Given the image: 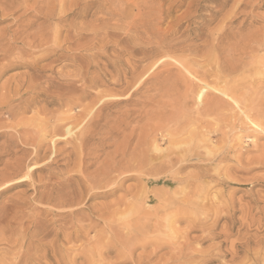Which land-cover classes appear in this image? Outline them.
Listing matches in <instances>:
<instances>
[{"label": "rangeland", "instance_id": "obj_1", "mask_svg": "<svg viewBox=\"0 0 264 264\" xmlns=\"http://www.w3.org/2000/svg\"><path fill=\"white\" fill-rule=\"evenodd\" d=\"M70 1L66 0V4L68 3L67 10L69 5L71 6V3H74V0L69 3ZM77 1L78 0H75V3ZM102 1L103 0H79V3L77 2V6L88 4L87 8L89 7L82 12L84 17H82L80 14L76 15L73 12L75 7L78 9L77 6L71 7L72 11H70V13L68 12L69 10L67 11L68 16L66 17L65 21L61 23L64 28L61 32L62 37L59 38H62V41L63 38L66 37V42L62 43L61 45V41L58 39L59 43L56 42V45L54 46L55 50L57 51H55V53H49L48 56L44 57V59L39 58L40 49L38 48L37 50L39 43L37 38L39 32H41L42 29L46 32L45 34H50L53 32L56 24L53 21H46L48 19L46 12L42 10L38 11L36 6H32L33 1L30 0L27 2L29 4V8L26 5L25 11L19 10L6 16L0 15V64L3 66L2 67L0 65V105H2L0 106V117L2 116L0 118V128L2 127L0 132L5 133L4 137L0 138L1 264H231L232 262V264H264V207L262 206L264 204V130H262L264 129V113L262 115H251L253 118H250L251 116L246 117L245 115L248 113L247 105L241 101V104L233 102V97L235 99L238 98L241 100V97L244 94L247 95L249 92H255L259 97L263 98L264 76L262 75V78L260 74L253 76L247 75L246 79L244 80H240L239 77L229 80L230 83H233V80L236 81L235 84L230 85L243 84L244 89L240 88L233 93H227L226 96L228 97L216 92L218 87L224 85H219L218 83L219 81L222 82L221 78L227 76L228 73L234 70L239 71L247 68V64L255 56H260L262 58L264 57V0H148L150 1V7H154V9L158 8L164 13L161 20H159L158 23H155V26L153 25L154 27L152 26L155 29H151L152 31H156L158 28L157 32L160 30L158 33H160V35L162 34L160 38L161 40L151 39L149 41L146 39L147 37L145 38L142 36V39L141 36H134L135 30L139 29L140 31V27L138 28L139 23H136V27V24L134 23L131 25L132 22L130 20H122L123 23L120 22L117 20L115 13L110 12L108 10L107 4L103 3ZM150 3H152V6ZM40 4L41 5L39 6H43L41 1ZM101 4L106 5L104 6ZM130 4L131 3L128 5ZM100 5L102 7H100ZM118 21L120 23H118ZM127 25H129L130 28ZM133 26L135 27L133 28ZM119 27L121 29H119ZM37 30L40 31L38 32ZM44 31L42 32L44 33ZM94 31L97 33V35H95L96 33H93ZM109 32L114 33L109 35ZM78 33H83V39H80ZM103 35H105L104 39L107 37L108 39L111 38V41H107L109 43L111 42L108 44V46H106V42L102 41ZM125 36L130 39V43L128 41V44L125 43V45L122 43L120 46H118V43L117 45L115 44L116 40L120 39V37L124 38ZM93 37H95L94 41ZM96 39H99L100 41ZM113 39L114 41L112 42ZM157 43H160V45L163 47L161 48V53L157 54V52L155 53L154 51H149L152 48L154 49ZM133 46L136 47L133 49ZM260 46L262 47L259 50ZM20 48L23 50L22 53ZM139 50L142 54L139 52ZM145 50L146 52L148 50V52L145 53ZM17 52L21 55L22 59L20 56H18ZM24 53L26 57L22 56ZM32 53L33 55L39 54L37 57L38 59L36 56L33 59ZM6 55H9L10 58ZM29 55H31V57ZM15 57H17L18 60ZM12 58H15L17 61L20 59V61L16 62V60H13ZM141 58L143 60H141ZM35 59L38 62L36 61L37 65L35 62V69L33 67L32 70L28 68V66L29 63H33ZM24 61L25 64H22ZM16 63L18 64L16 65ZM135 63H138L139 65L136 64V66ZM6 64L9 65L5 67ZM10 64L12 65L11 67ZM106 65L109 66L106 67ZM180 67L183 69L182 71ZM164 70L171 71L172 75H170V78L168 77L169 75L167 76V72H164ZM217 70L221 72L218 73ZM262 70L263 69H261V71ZM159 71L161 72L157 73ZM123 72L128 73L124 74ZM179 73H181V75H179ZM203 73H206L207 76L206 81L204 82L206 84H203V87H206V89L203 88L201 90V92L206 93L205 98L222 97L221 99L226 102L227 108L225 107V109L221 111L213 110L211 114L206 117L199 115L197 116V111L200 110L201 107L199 105L196 106L194 100L190 98L187 99L184 104H182L183 111L180 115L177 114L179 117L173 116V113L177 108V100L179 96L175 95L173 92L166 93L164 91L158 90V84L160 82L163 85L167 82L171 84V81H175V85L177 84V86L182 89L184 82L188 80L186 79L187 77H189V79L191 78L190 80L192 82H198V74ZM215 73H218L217 76L220 77V79H216V77L212 76L215 75ZM121 74H124L125 76ZM185 74L189 75L186 77ZM75 76H78L79 78L81 77L80 80L85 77V79L82 80L83 83L77 79L78 77L76 78ZM30 77L31 79L34 77L33 80H30ZM116 77L121 78L119 79ZM151 77H154L155 79ZM250 78H252V81H250ZM116 80L118 83H116ZM253 80H255L257 83L256 85H254L255 82ZM9 81L13 83L11 84ZM16 81L18 83H16ZM64 81L65 83H63ZM88 81L96 82V85H94L92 88H88L90 86ZM5 82L6 84H4ZM40 83L41 86L36 87V85H40ZM30 84L35 85L31 90H28L27 87ZM42 84H45V88L42 87ZM2 85L3 88L5 86L4 90H2ZM66 85H69V87ZM80 85L85 86V88L91 92L90 96L84 97V100L80 102L81 104L77 101V98L81 99L83 97L80 91H77L78 88L81 87ZM155 85H158V87L156 86V88ZM48 86L50 88H48ZM251 89H253V91ZM6 90H8L6 92L8 93L7 95L5 93ZM11 90H14V92H11ZM69 90L72 92L67 93ZM13 93L14 95L12 96ZM1 95L2 98L5 97V102H2L3 99L1 98ZM58 96H60V98ZM46 97H49L48 100ZM51 97L52 100H50ZM56 97H58L60 100L64 97L62 101H64L66 98L69 99L68 102L71 101L69 104L72 109H70V106H63L65 109L59 107L57 105V100L59 99ZM97 97L105 98L102 101H99V98ZM114 97L117 98L115 99ZM229 98L231 99L232 103L229 102ZM70 99H73L74 101ZM27 101H29L30 104L32 103V107ZM257 101L258 100L255 101V106L257 105ZM33 102L35 104L37 102V104L35 105ZM72 102L76 104H71ZM42 106H44V111H42ZM35 107L37 111L39 110L38 113H36ZM12 108L13 111L11 112ZM24 108L29 110H27V112H23V114L22 111L25 110ZM84 108L88 110L86 111ZM160 108L163 109L161 110ZM17 109H20L21 113L19 112L17 114L19 111ZM243 109H246L244 113L242 112ZM1 110L4 113L1 112ZM66 110H68V112ZM91 110L92 113H94L93 120H98L92 129L89 126L84 129L91 134H87V138L84 139L85 141H83L84 144L82 143L79 146L77 145L76 147H73V145L76 144L72 142V139H70L71 134L64 135L63 133V135H60L62 134L60 133L58 134V137L52 138L54 125L52 126L49 121H52L57 115H60L58 119H62L65 115L67 117V115L69 116L70 114V117L72 116L74 119L69 117L71 120L69 118L68 120L70 122L73 120L71 125H74L79 121V119H82L81 116L84 112H89ZM9 112L14 113V116H8L7 114ZM53 115L56 116L54 117ZM75 115L79 118L77 119L78 121L76 120L77 117H74ZM17 116L18 119H16ZM51 116H53V118ZM66 117L64 120L62 119V124L65 122L68 123ZM12 118H14L13 121ZM29 119H31V122ZM39 119L43 121L41 122ZM45 119L47 120L45 121ZM34 120H37L35 121L36 123L39 121L40 123L36 124ZM75 120L76 122L74 123ZM14 121L18 122L15 123ZM45 122L49 123L51 126L47 125ZM246 122L247 124H245ZM41 123L45 124L42 125ZM251 124H254L255 126ZM7 125H10L11 128L10 126L6 127ZM39 126L43 129L40 128V130L38 128ZM259 126L262 129L258 128ZM16 127L19 128L17 129ZM32 129H34V133ZM17 130L21 131L23 134ZM45 130H48L47 132L49 134ZM56 130L57 129H55V131ZM41 131L44 133L42 134ZM91 131L94 132L93 135ZM29 132L33 133V135ZM27 134L29 137L32 135L30 137L31 139H28ZM178 134H180V136L183 138L179 137ZM37 135H40V139L37 137ZM192 135L195 137V141L194 138H192V140L190 139ZM201 135L203 136V140L198 139L197 141L196 137L200 138ZM184 136L186 138L185 140H182L184 139ZM41 137L44 138L45 141ZM177 137L179 140L176 139ZM27 139L29 140V142L27 141L29 144L25 143ZM172 139L173 141H170ZM174 139L175 141H178V143H176ZM31 140H36L35 142L39 143L38 146L40 149L38 148L37 151H40L38 154L36 150L32 148L30 142ZM51 140L54 141L55 144L54 142L52 143ZM199 140L201 142H199ZM206 140L207 142L209 141L207 144L211 143L209 146L204 144L206 143ZM43 141L45 144L41 143ZM188 141L190 142V145L187 146ZM172 142H175L176 146L174 145L175 143L170 145ZM71 145L73 149L71 148ZM83 146L84 148H82ZM170 146H172V148ZM205 146L207 148L209 147L211 150H209V148L207 149ZM75 148L78 151H76ZM191 148H193V151L192 153H190V151L188 154V156L191 158L189 159V157H187L189 161L191 160L190 162L188 161L191 166L189 168H185V170H182L183 172L178 171V153L185 151V149L191 150ZM212 149L218 153H215ZM194 150H196L195 153L199 154V151L200 153H203L200 156L202 160L200 158H197V160L196 157L194 158L191 156ZM8 151L11 153L9 154ZM145 151H149L151 159L150 165L141 163L139 160H137V158L144 155L143 153ZM210 151H213L214 155L218 154L214 160H211L214 156L209 155L212 153ZM204 152L207 153V155ZM165 155H169L170 158L165 159V161L169 163V168L166 170H161L158 175H151V168L159 166L161 161H164L163 157ZM237 155L240 158H238ZM36 156V164L38 166L35 164L34 168L36 166L37 167L34 169L35 171L33 170L32 175H29V178L25 179L21 178V176L20 178L14 180L8 178V174H12V171H15L13 170L14 167H17L15 162H19L18 164L20 165L18 166L24 167V170H26V167L24 166L27 164L26 159L29 161ZM218 156L220 158H217ZM39 157L42 158V160L39 159ZM202 157L207 158L205 160ZM235 158L236 160H234ZM121 166L123 170L120 169ZM31 167L33 166L31 165ZM112 167H117L121 172L119 173V176H115L116 178L119 177L117 183L113 186H108L110 188L107 190L108 194L105 196L102 195V193L106 192V187H102L103 189L98 187L100 190L98 188V191L94 189L96 190V196L92 198L89 195L87 197V193H84L87 192L85 191L87 187L85 185L90 182V184H88L94 186V182L97 183L99 180L102 181L103 178H105L107 171H109ZM218 169L220 171H218ZM73 170L80 172H73ZM200 170H204L207 177L204 175L203 179H201V182L203 183L196 182L190 186L193 187L196 185L195 189L194 187L192 189L197 190L198 187L199 192H203V194H201L203 196L208 195L209 193L210 196H206L207 199L209 198V200L207 202V200H204L206 197L204 198L201 196L199 201H197L198 204L202 203L205 205V210L200 212L201 215H198V213H196L195 216L185 215L187 212L190 213L191 210L187 209L188 204L185 200H188V198L186 195V198L184 197L185 202L182 200V197L184 196L182 194H177L178 196H175V199L177 197L175 200V202L177 201L176 203L173 204L169 201L173 200L172 197H174V194L177 193L175 190H180L182 187V183H179L173 178L176 174L177 180L180 178L184 179L187 178L188 175H192L196 172H199ZM73 174H75V176ZM225 176H229V178ZM86 177L88 179H93L92 181H86ZM124 177L127 179L122 180ZM68 178L71 179V181ZM83 178L86 179L84 180ZM158 178L159 180H157ZM226 178H228V180ZM230 178L235 180L232 181ZM61 180L62 182H59ZM66 180L69 182L67 183L68 186L64 183ZM238 180L240 182H236ZM58 182L59 184H57ZM55 183L56 185H53ZM63 184L66 186H62ZM75 185L78 186V188ZM102 185L104 184H101V186ZM201 185H204V187L206 186V190L204 187L201 188ZM52 186L53 188H63V194H65L66 190L69 188V191H72L70 193L67 192L66 195L70 196L71 194L79 196L80 198H78V201L80 200L81 203L78 202V205H74V207H72L73 209L71 208L72 210L70 207L69 209L65 208L62 210H56L54 208V210L45 199H43L44 201L40 200V197L38 199L40 194L43 195V197H47L49 190L52 189ZM177 186L180 187L178 188ZM190 186L189 188L191 189ZM77 190H80V195L83 196L82 198L80 195H78L77 192L79 191ZM94 190H92L90 193L94 194ZM110 190L114 193L110 194ZM157 190L160 191V195L164 194L163 197L162 195L161 197L167 201L164 203L165 205L167 204L166 208L163 207L165 211L163 208L159 211L160 214L156 216L157 218L155 217V219L151 221L152 226L148 227V229H145L142 226V230L151 229L150 231H154L141 233V227L139 228V226L142 225V221L138 222V226L133 222L134 217L136 216L134 211H138L137 208L139 207L140 212L147 211L148 213L154 214L155 209L157 206H159V202L157 198L151 197L150 200L146 199L145 201H147V204L143 205L139 202L135 203L134 199L137 196H148V193H150L149 196H151V192L154 193V191ZM232 191H234V193L231 194H234V196L230 195L229 193ZM165 195L167 197H165ZM220 198L224 201H220ZM229 198H231L230 201H233L234 204L229 201ZM203 200L206 203L202 202ZM178 202L181 204H178ZM176 204L179 206L183 205L181 209L182 212L178 210L179 208L177 209L175 206ZM226 205L228 206L229 214L226 211ZM128 206L130 208H128ZM171 206L174 208H170ZM231 206H234V208ZM134 207H136L137 210L134 209ZM209 207H215L212 209L210 208V210H213L211 213L209 211ZM74 208H76L75 210L78 212L75 211V214H70ZM219 208L220 210H218ZM166 209L168 211H166ZM222 209H225L226 213L223 212ZM45 210L48 212L46 213ZM183 211H185V213ZM248 211H250V214ZM177 212L178 215L175 218L174 215ZM213 212H215L214 214L216 215H214ZM221 212L222 215L224 213L225 215L222 216L220 214ZM217 215L218 217L221 216L220 218L223 219L221 220L219 218V221V219H217ZM163 216L167 218L164 220ZM197 216L199 218V222L195 221ZM215 216L216 218H214ZM69 217L71 219H69ZM170 219L172 222L169 221ZM214 219L217 223L214 221ZM154 220L157 223H155ZM231 221H235L234 224L233 222L231 223ZM163 222H167V224L163 225ZM223 223H225V225H223ZM133 224H135V230H133ZM171 224L174 229L172 231H170L172 229ZM200 224L203 226L202 228L201 226H198ZM216 224H218V227L215 228L214 226H216ZM228 224H231L233 228L230 225L229 226L231 228H228ZM211 225L213 227H211ZM152 227L155 228L153 229ZM192 227H195L194 231ZM190 228L192 229L190 230ZM189 231H191V233ZM131 233L132 235L130 236ZM57 234H59V236ZM62 234H66L65 237L64 235L62 236ZM67 234L70 236L66 237ZM75 234H78L77 240L75 237H73ZM225 236H227V238ZM65 238H70V242H66ZM173 240L175 241L173 242ZM62 241L64 244L61 246V243H63ZM55 242H57V245ZM107 244L111 247V250L108 249L109 252L108 250H104L106 248H110ZM129 245H135V248H132L133 251L131 253H128ZM229 246L230 249H228ZM231 246H234L235 248L236 246L239 247L236 249L237 255L233 261L231 259L232 255H229L228 253L230 252L226 250L228 249L232 253ZM49 247H51V249ZM96 247L99 249V251ZM102 247L106 248L101 249ZM126 249L127 251H125ZM92 250L95 253L92 252ZM115 250H117V252ZM53 252L57 253L56 256H53ZM224 252H226V254H224ZM62 253H64V255H62L63 257H61ZM217 253L220 257L217 255ZM99 254L101 256H98ZM215 254L217 256H215ZM49 256H52V258L54 257L53 259L56 258L58 261H53ZM212 256H215V259Z\"/></svg>", "mask_w": 264, "mask_h": 264}, {"label": "bare ground", "instance_id": "obj_2", "mask_svg": "<svg viewBox=\"0 0 264 264\" xmlns=\"http://www.w3.org/2000/svg\"><path fill=\"white\" fill-rule=\"evenodd\" d=\"M28 1H30V0H0V15H2V16H6V15H9V14H12V13H14V12H16V11H19V10H26V5L28 6L29 4L27 3ZM33 1V7L34 6H36V8H38V11H45L46 12V14L48 15V19L46 20V21H53V22H55L54 24H55V28L53 29V32L52 33H50V34H45L46 32L44 31V30H42L41 29V32H39L38 30V32H39V35H38V40H39V43H38V47H37V50H38V48L40 49V55H39V58L40 59H44V57L45 56H48V54L49 53H55V51H57V50H55V48H54V46L56 45V42L57 43H59L58 41L60 40L61 41V39L59 38V37H62V35H61V32H62V29L64 28L62 25H61V23L63 22V21H65V19H66V17L68 16V14H67V11L70 13V11H72L71 10V7H74V6H77V2L79 1H77L76 3H75V0H74V3H71V1L69 2V3H71V6L69 5V8H68V10H67V4H66V0H32ZM40 1H41V3L43 4V6H39V5H41L40 4ZM68 1V0H67ZM90 1V0H89ZM100 1V0H99ZM103 3H106L107 4V6H108V10L110 11V12H114L115 13V16L117 17V20H119L120 22H122V20L123 21H128V20H130L132 23H131V25H133V23L134 24H136V23H139L138 25V28L140 27V31H139V29H137L138 30V32H137V30H135V32H134V36L135 37H139V36H141V38H142V36H144L148 41L149 40H158V39H160L161 38V35H160V33H158L157 32V30H158V28L156 29V31H152V30H154L155 28H153L155 25V23H158L159 22V20H161V18H162V16H163V12L162 11H160L158 8H155L154 9V7L152 8V7H150V5H149V2L150 1H148V0H103L102 1ZM131 3L130 5H128L129 3ZM27 3V4H26ZM29 3H31V2H29ZM79 3V2H78ZM80 3H82V2H80ZM76 4V5H75ZM105 4V5H106ZM151 4V6H152V3H150ZM88 5V4H87ZM87 5H78L77 6V8L78 9H76V7H75V10L73 11L76 15L77 14H80V15H82L83 13V11H85V9L87 8ZM101 5H104V4H101ZM100 5V7H102ZM104 5V6H105ZM31 6V7H32ZM30 7V8H31ZM28 8H29V6H28ZM89 8V7H88ZM87 8V9H88ZM91 10V9H90ZM107 10V11H108ZM106 12V11H105ZM96 13V12H95ZM168 13V12H167ZM84 14H85V12H84ZM110 15H111V13H110ZM110 15H109V17H110ZM79 17V16H78ZM82 17H84L83 15H82ZM113 17V16H112ZM99 19V18H98ZM104 19V18H103ZM112 19V18H111ZM100 21H102V20H100ZM118 21V23H120ZM52 22V23H53ZM107 22H108V20H107ZM89 23H90V21H89ZM123 23V22H122ZM97 24V23H96ZM114 24V23H113ZM126 24V23H125ZM130 24V23H129ZM28 25V24H27ZM81 25V24H80ZM83 25V24H82ZM87 25V24H86ZM85 25V26H86ZM90 25V24H89ZM115 25H116V23H115ZM118 25V24H117ZM124 25V24H123ZM154 25V26H153ZM107 26V25H106ZM120 26V25H119ZM126 26V25H125ZM128 27H129V25H127ZM153 26V27H152ZM135 26H133V28H134ZM136 27H137V24H136ZM83 28V27H82ZM96 28V27H95ZM108 28V27H107ZM125 28V27H124ZM130 28V27H129ZM153 28V29H152ZM86 29V28H85ZM112 29V28H111ZM114 29H115V26H114ZM117 29V28H116ZM119 29H121L120 27H119ZM123 29V28H122ZM136 29V28H135ZM152 29V30H151ZM101 30V29H100ZM108 30H110V29H108ZM124 30V29H123ZM42 31H44V33L42 32ZM103 31V30H102ZM116 31H118V30H116ZM129 31H130V29H129ZM35 32V31H34ZM49 32H51V31H49ZM106 32V31H105ZM120 32H121V30H120ZM128 32V31H127ZM133 32V31H132ZM87 33V32H86ZM94 34L96 33L95 31L93 32ZM107 33V32H106ZM114 33V32H113ZM113 33H110L109 32V35H112ZM124 33V32H123ZM122 33V34H123ZM83 34V33H82ZM82 34H80V33H78V35L80 36V39L83 37V35ZM93 34V35H94ZM104 34V33H103ZM125 34V33H124ZM133 34V33H132ZM61 35V36H60ZM92 35V34H91ZM95 35H97V33L95 34ZM107 36H109L108 34H106ZM121 35V34H120ZM128 35V34H127ZM166 35V34H165ZM99 36V35H98ZM122 36V35H121ZM76 37V36H75ZM101 37V36H100ZM104 37H105V35H103V38H102V41H104V42H106L107 43V45L106 46H108V44H110L109 42H107V41H111L110 39L111 38H109L108 39V37L107 38H105L104 39ZM113 37V36H112ZM131 37V36H130ZM129 37V38H130ZM91 38V37H90ZM94 39H93V41L95 40V37H93ZM140 38V39H141ZM163 38V37H162ZM35 39V38H34ZM36 39V40H37ZM59 39V40H58ZM83 39V38H82ZM100 39V38H99ZM99 39H96V40H98V41H100ZM115 39H116V37H115ZM143 39V38H142ZM141 39V40H142ZM92 40V39H91ZM130 39H128V37L127 36H125L124 38H121L120 37V39H118V40H116V45H117V43L119 44L118 46H120V44H122V43H127L128 44V41H129ZM161 40V39H160ZM35 41V40H34ZM92 41V42H93ZM97 41V42H98ZM114 41V39L112 40V42ZM136 41V40H135ZM138 41V40H137ZM145 41V40H144ZM35 42H37V41H35ZM66 42V37L65 38H63V40L60 42V44L62 45V43H65ZM131 41H129V43H130ZM34 43V42H33ZM71 43V42H70ZM99 43V42H98ZM155 43V42H154ZM93 44H94V42H93ZM101 44H102V42H101ZM104 44V43H103ZM151 44V43H150ZM214 44H215V42H214ZM126 45V44H125ZM135 45V44H134ZM168 45V44H167ZM92 46H94V45H92ZM95 47V46H94ZM103 47V46H102ZM134 47H136V46H133V49H134ZM261 47L262 46H260L259 47V50L261 49ZM25 48V47H24ZM23 48V49H24ZM125 48V47H124ZM161 48H163L161 45H160V43H157L156 44V47L153 49H151V50H149V51H151V52H157V54H159V53H161V51H162V49ZM21 49V48H20ZM34 49V48H33ZM36 49V48H35ZM145 49V48H144ZM150 49V48H149ZM159 49H161V50H159ZM18 50V49H17ZM32 50V49H31ZM31 50H29V51H31ZM36 50V51H37ZM98 50V49H97ZM253 50V49H252ZM21 51V53H22V49L20 50ZM19 51V52H20ZM26 51V50H25ZM143 51V50H142ZM34 52V51H33ZM133 52V51H132ZM135 52V51H134ZM139 52L141 53V51L139 50ZM144 52V51H143ZM147 52H148V50H147ZM146 52V50H145V53H147ZM213 52V51H212ZM18 53V52H17ZM98 53V52H97ZM144 53V54H145ZM47 54V55H46ZM129 54V53H128ZM142 54V53H141ZM38 55H33V53H32V56H33V59L35 58V56H36V58L38 57ZM130 55V54H129ZM147 55V54H146ZM6 56H8L9 58H10V56L9 55H6ZM18 56H20L21 57V55L18 53ZM22 56H25V53L24 54H22ZM30 57H31V55H29ZM53 56V55H52ZM76 56V55H75ZM74 56V57H75ZM88 56V55H87ZM143 56H145V55H143ZM14 57V56H13ZM26 57V56H25ZM24 57V58H25ZM29 57V58H30ZM105 57V56H104ZM17 60H18V58L17 57H15ZM15 58H12L13 60H16ZM23 58V59H24ZM90 58V57H89ZM146 58V57H145ZM264 58V57H263ZM262 57H254L252 60H250V62L247 64V68H245V69H242V70H239V71H236V70H234V71H232V72H230V73H228V75L227 76H225V77H223V78H221V81L222 82H218L219 83V85H221V84H224L223 86H220V87H218V89H217V91L216 92H218V93H220V94H222L223 96H226L227 95V93H233V92H235V91H237L238 89H240V88H242V89H244V85L243 84H236V85H230V84H235V80H233V83H230L229 82V80H232V79H234V78H237V77H239L240 78V80H244V79H246V76L247 75H250V76H253V75H256V74H260L261 76L263 75L264 76V59H263ZM4 59H6V58H4ZM21 59H22V57H21ZM31 59V58H30ZM38 59V58H37ZM16 60V62H19L20 61V59H19V61H17ZM25 60H26V58H25ZM129 60V59H128ZM141 60H143L142 58H141ZM140 60V61H141ZM11 61V60H10ZM34 61V60H33ZM37 60L35 59V61L33 62V63H29V66H28V68H30V69H32L33 67H34V65H35V62H36ZM91 61V60H90ZM114 61V60H113ZM38 62V61H37ZM37 62H36V65H37ZM127 62V61H126ZM138 62V61H137ZM108 63H110V62H108ZM15 64V63H14ZM18 63H16V65H17ZM22 64H25V61H24V63H22ZM133 64V63H132ZM131 64V65H132ZM136 64H138V63H135V65ZM173 64V63H172ZM1 66H2V64H0ZM9 65V64H8ZM7 64H6V66L5 67H7L8 66ZM20 65V64H19ZM139 65V64H138ZM12 65L10 64V67H11ZM93 66H95V65H93ZM109 65H106V67H108ZM134 66V65H133ZM137 66V65H136ZM169 66H171V65H169ZM3 67V66H2ZM15 67V66H14ZM132 67V66H131ZM1 68V67H0ZM9 68V67H8ZM20 68V67H19ZM37 68V67H36ZM181 68V67H180ZM34 69H35V67H34ZM62 69V68H61ZM60 69V70H61ZM133 69V68H132ZM168 69V68H167ZM171 69V68H170ZM173 69V68H172ZM186 69V68H185ZM261 69H263L262 71H261ZM3 70H4V68H3ZM2 70V71H3ZM5 70H6V68H5ZM33 70V69H32ZM125 70V69H124ZM169 70V69H168ZM165 71L164 70V72H167L166 74H167V76L170 78V75H172V73H171V71ZM183 69L181 68V71H182ZM1 71V70H0ZM62 71V70H61ZM128 71V70H127ZM210 71V70H209ZM100 72V71H99ZM161 71H159V72H157V73H160ZM185 73H187L186 71H184ZM217 72L219 73V72H221V71H219V70H217ZM1 73V72H0ZM124 73V72H123ZM128 73V72H127ZM126 72L124 73V74H127ZM153 73V72H152ZM156 73V72H155ZM157 73H156V75H157ZM218 73H215V75H212V76H214V77H216V79H220V77H218L217 76V74ZM119 74V73H118ZM124 74H121V75H124ZM121 75H119V76H121ZM179 75H181V73H179ZM186 75V77L189 75V74H185ZM199 75V77H197L198 78V82L197 81H195V82H192L190 79H189V77H187L186 79H188L187 81H185L184 82V86L182 87V89L180 88V87H178L177 86V84L175 85V81H171V84H169L168 82L166 83V84H161V82L158 84L159 85V87H158V85H155V87L157 86L158 87V90H160V91H164V92H166V93H170V92H173L175 95H177V96H179L178 97V100H177V108L175 109L176 111L173 113V116H178L177 114H181L182 113V111H183V106H182V104H184L185 103V101L187 100V99H193L194 100V103H196L195 105L196 106H200L201 107V109L200 110H198L197 111V116L199 115V116H208V115H210L211 114V112L213 111V110H218V111H221V110H223V109H225V107L227 106V104H226V102H224L223 101V99H221L220 97L218 98V97H215V98H210V97H207V98H205L206 96H205V94L206 93H203V92H201V90L203 89V88H205L206 89V87H203V84H206V83H204L205 81H206V78H207V76H206V73H203V74H198ZM125 76V75H124ZM178 76V75H177ZM263 76H262V78H263ZM19 77V76H18ZM34 77H37V76H34ZM33 77V78H34ZM76 77V76H75ZM74 77V78H75ZM78 77V76H77ZM76 77V78H77ZM113 77V76H112ZM167 77V79L169 80V78ZM182 77V76H181ZM12 78H14V77H12ZM22 78H24V77H22ZM33 78L31 79V77L29 78L30 80H33ZM81 78V77H80ZM80 78L78 77L77 79H79V81H82L83 79H85V77L83 78V79H81L80 80ZM116 78H119V77H116ZM121 78V77H120ZM119 78V79H120ZM123 78V77H122ZM151 78H154V77H151ZM160 78H162V77H160ZM253 78V77H252ZM252 78H250V81H252L251 79ZM256 78V77H255ZM19 79H20V77H19ZM41 79V78H40ZM155 79V78H154ZM157 79V78H156ZM180 79V78H179ZM247 79H248V77H247ZM11 80V79H10ZM35 80H36V78H35ZM52 80V79H51ZM51 80H50V82H51ZM118 80V79H117ZM117 80H116V83H118L117 82ZM158 80V79H157ZM249 80V79H248ZM260 80V79H259ZM264 80V79H263ZM12 81V80H11ZM20 81V80H19ZM28 81V80H27ZM43 81H46V80H43ZM43 81H40V82H43ZM48 81V80H47ZM65 81H66V78H65ZM65 81L63 82V83H65ZM94 81V80H93ZM120 81V80H119ZM126 81H127V79H126ZM125 81V82H126ZM214 81V80H213ZM254 82H255V80H253ZM7 82V81H6ZM6 82L4 83V84H6ZM10 82V81H9ZM8 82V83H9ZM29 82V81H28ZM36 82H38V81H36ZM49 82V81H48ZM47 82V83H48ZM70 82H71V80H70ZM85 82V81H84ZM87 82V81H86ZM89 82V81H88ZM99 82V81H98ZM124 82V83H125ZM128 82V81H127ZM201 82V83H200ZM239 82V81H238ZM11 83V82H10ZM13 83V82H12ZM11 83V84H12ZM16 83H18L17 81H16ZM30 83V82H29ZM44 83H46V82H44ZM54 83V82H53ZM53 83H52V85H53ZM61 83V82H60ZM69 83V82H68ZM72 83V82H71ZM74 83V82H73ZM82 83H83V81H82ZM180 83V82H179ZM247 83H248V81H247ZM23 84V83H22ZM89 84H90V86L88 87V88H92V87H94V85H96V82H89ZM103 84V83H102ZM257 83L255 82V84L254 85H256ZM10 85V84H9ZM15 85H17V84H15ZM35 84H30V85H28V87H27V89L28 90H31L32 88H33V86H34ZM43 85V84H42ZM45 85V84H44ZM44 85L42 86L43 88H45L44 87ZM51 85V84H50ZM49 85V86H50ZM84 85V84H83ZM82 85V86H83ZM126 85V84H125ZM18 86H19V84H18ZM27 86V85H26ZM37 86H41V83H40V85H36V87ZM48 86V88H50ZM66 86H68L69 87V85H66ZM81 86V85H80ZM80 87V88H78V90L77 91H80V93H81V95H83V97L80 99V98H77L78 100V102L80 103V102H82V100H84V97L85 96H90V93L91 92H89L88 90H87V88H85V86H83V87ZM101 86V85H100ZM252 86V85H251ZM15 87V86H14ZM23 87V86H22ZM41 87V88H42ZM47 87V86H46ZM67 87V88H68ZM156 87V88H157ZM253 87V86H252ZM251 87V88H252ZM257 87V86H256ZM262 87V86H261ZM264 87V86H263ZM2 88H3V85H2ZM4 88H5V86H4ZM4 88L2 89V90H4ZM10 88V87H9ZM156 88H155V90H156ZM20 89H22V88H20ZM20 89H18V90H20ZM36 89V88H35ZM39 89H40V87H39ZM70 89V88H69ZM207 89H208V87H207ZM47 90V89H46ZM252 91H253V89H251ZM8 90H6L5 91V93L7 92ZM75 91V90H74ZM11 92H14V90H11ZM70 93V92H72V91H67V93ZM158 92V91H157ZM164 92H162V93H164ZM21 93V92H20ZM66 93V94H67ZM8 93H6V95H7ZM18 94H19V91H18ZM220 94H219V96H220ZM5 95V96H6ZM11 95V94H10ZM14 95V93L12 94V96ZM62 95V94H61ZM64 95V94H63ZM123 95V94H122ZM161 95V94H160ZM4 96V95H3ZM11 96V97H12ZM210 96V95H209ZM18 97V96H17ZM59 98H60V96H58ZM58 97H56L57 99H59ZM64 97H65V95H64ZM64 97L60 100H57V105L59 106V107H61V108H64L63 106H65V107H67V106H70V104H69V102H71V101H69L68 102V100L69 99H65L64 101H62L63 99H64ZM107 97V96H106ZM120 97H121V95H120ZM123 97V96H122ZM226 97H228V96H226ZM231 97V96H230ZM1 98H2V95H1ZM7 98V97H6ZM20 98V97H19ZM47 98V97H46ZM49 98V97H48ZM48 98H47V100H48ZM54 98V97H53ZM96 98V97H95ZM97 98H99V97H97ZM105 97H101V98H99V101L101 100H103ZM115 99L117 98V97H114ZM242 99L240 100V99H235L234 97H233V102H236V103H240V101L242 102V103H245V105H247V109H248V113H246V117H250L251 115H254V114H257V115H262L263 113H264V96H263V98H261V97H259L255 92H249L247 95H243L242 97H241ZM3 99V101L2 102H5L6 100H4L5 99V97L4 98H2ZM8 99V98H7ZM14 99H15V96H14ZM33 99H35V98H33ZM55 99V98H54ZM230 99V98H229ZM19 100V99H18ZM50 100H52V97H51V99ZM70 100H73V99H70ZM98 100V99H97ZM96 100V101H97ZM256 100H258L259 101V103H258V101L256 102L257 103V105L255 106V101ZM33 101V100H32ZM31 101V102H32ZM36 101V100H35ZM34 101V102H35ZM74 101V100H73ZM115 101V100H114ZM118 101V100H117ZM10 102V101H9ZM28 103H29V101H27ZM26 102V103H27ZM33 102V103H34ZM55 102V101H54ZM116 102V101H115ZM119 102V101H118ZM162 102V101H161ZM164 102V101H163ZM230 103H232L231 102V99H230V101H229ZM23 103V102H22ZM25 103V102H24ZM96 103V102H95ZM121 103H122V101H121ZM236 103H235V105H236ZM0 104H1V102H0ZM30 104V103H29ZM32 104V103H31ZM31 104H30V106H31ZM35 104V103H34ZM33 104V105H34ZM36 104H37V102H36ZM35 104V105H36ZM50 104V103H49ZM71 104H76V103H71ZM81 104V103H80ZM92 104H93V101H92ZM110 104V103H109ZM241 104V103H240ZM239 104V105H240ZM10 105V104H9ZM20 105V104H19ZM47 105V104H46ZM113 105V104H112ZM111 105V106H112ZM115 105V104H114ZM118 105V104H117ZM242 105H244V104H242ZM241 105V106H242ZM0 106H2V105H0ZM7 106V105H6ZM25 106V105H24ZM27 106V105H26ZM30 106H29V108H30ZM73 106V105H72ZM78 106V105H77ZM91 106V105H90ZM110 106V105H109ZM8 107V106H7ZM18 107V106H17ZM16 107V108H17ZM22 107V106H21ZM32 107V106H31ZM39 107H40V105H39ZM43 107L44 106H42V111H44L43 110ZM199 107V108H200ZM238 107V106H237ZM27 108H28V106H27ZM34 108V107H33ZM38 108V107H37ZM69 108V107H68ZM88 108V107H87ZM114 108V107H113ZM227 108V107H226ZM11 109V108H10ZM25 109V108H24ZM65 109V108H64ZM70 109H72V107L70 106ZM108 109H109V107H108ZM161 109V108H160ZM163 109V108H162ZM161 109V110H162ZM2 110H3V108H2ZM1 110V112H3ZM17 110H19L18 112H17V114L21 111L20 109H17ZM27 110H29V109H27ZM27 110L25 109L24 111H22V113L23 112H27ZM34 110V109H33ZM74 110V109H73ZM84 110H86V108H84ZM83 110V111H84ZM88 110V109H87ZM86 110V111H87ZM13 111V108H12V110H11V112ZM35 111H36V113H38V111H37V109H36V107H35ZM67 112H68V110H66ZM109 111V110H108ZM246 111V109H243L242 110V112L244 113ZM15 112V113H16ZM70 112H72V111H70ZM69 112V113H70ZM152 112V111H151ZM161 112H163V111H161ZM4 113V112H3ZM21 113V112H20ZM42 113V112H41ZM153 113H154V111H153ZM241 113V112H240ZM243 113H242V115H243ZM16 114V115H17ZM24 114V113H23ZM68 114V113H67ZM93 114L94 113H92V110L91 111H89V112H84L83 114H82V116H81V118L82 119H79L76 115L74 116L75 118H76V120L77 119H79V121L78 122H76V120L74 121V125H71V122L73 121H69L68 120V118L70 117V114H69V116L67 115V117H66V115L64 116V118H62L63 120L65 119V117H66V119L68 120L67 122L69 123H64V124H62L63 123V120L62 119H58L59 117H60V115L57 117L56 115H53L54 117L56 116V118H54L52 121H49V123L50 124H52V126H53V136H52V138H56V137H58V134H60V133H62V134H60V135H63V133H64V135L65 134H71L70 135V139H72L73 141L72 142H74L76 145H73V147L75 146H79V145H81L82 143H83V141H85L84 139H86L87 138V134H90V132H87V131H85L84 129H86V127H91V129H92V127H94V125H96V122H97V120L95 121V120H93V118H94V116H93ZM155 114V113H154ZM161 114V113H160ZM6 115V114H5ZM8 116H11V117H13L14 116V113H8L7 114ZM81 115V114H80ZM79 115V116H80ZM127 115V114H126ZM159 115V114H158ZM162 115V114H161ZM164 115V114H163ZM184 115V114H183ZM241 115V114H240ZM41 116V115H40ZM53 116H51L52 118H53ZM63 116H61V117H63ZM97 116V115H96ZM2 117V116H1ZM0 117V118H1ZM3 117H5V116H3ZM10 117V118H11ZM174 117V118H175ZM179 117V116H178ZM9 118V119H10ZM70 118H72V116L70 117ZM69 118V119H70ZM250 118H253V116H251ZM13 119L14 118H12V121H13ZM16 119H18V116H17V118ZM19 119H21V118H19ZM35 119H37V118H35ZM72 119H74V118H72ZM127 119V118H126ZM178 119V118H177ZM257 119V118H256ZM30 120V122H31V119H29ZM40 120V119H39ZM47 119H45V121H46ZM51 120V119H50ZM71 120V119H70ZM24 121V120H23ZM27 121V120H26ZM35 121H37V120H34V122ZM41 121V120H40ZM40 121L39 122H37L38 124L40 123ZM43 121V120H42ZM41 121V122H42ZM15 122V121H14ZM16 122H18V121H16ZM15 122V123H16ZM33 122V121H32ZM62 122V123H61ZM85 124H84V123ZM259 122V121H258ZM15 123H14V125H15ZM29 123V122H28ZM27 123V124H28ZM36 123V122H35ZM36 123V124H37ZM47 125H50L49 123H47V122H45ZM45 123H43V124H45ZM190 123V122H189ZM11 124V123H10ZM24 124H25V122H24ZM30 124V123H29ZM42 124V123H41ZM40 124V125H41ZM42 124V125H43ZM245 124H247V122L245 123ZM254 124H256V123H254ZM254 124H251V125H254ZM258 124V123H257ZM3 125V124H2ZM34 125V124H33ZM244 125V124H243ZM4 126V125H3ZM8 126H10V125H7L6 127H8ZM16 126H17V124H16ZM23 126V125H22ZM51 126V125H50ZM61 128H60V127ZM204 126V125H203ZM255 126V125H254ZM5 127V126H4ZM3 127V128H4ZM14 127V126H13ZM13 127H12V129H13ZM19 127H20V125H19ZM19 127H16L17 129L19 128ZM27 127V126H26ZM31 127V126H30ZM36 127V126H35ZM54 127H55V129H57L56 131H55V129H54ZM118 127V126H117ZM250 127H252V126H250ZM257 127V126H256ZM255 127V128H256ZM2 128V127H1ZM0 128V129H1ZM10 128H11V126H10ZM22 128V127H21ZM20 128V129H21ZM34 128V127H33ZM39 129L40 128H42V127H38ZM60 128V129H59ZM247 128V127H246ZM248 128H249V126H248ZM258 128H260V129H262L260 126L258 127ZM19 129V130H20ZM26 129V128H25ZM43 129V128H42ZM48 129V128H47ZM90 129V130H91ZM113 129V128H112ZM2 130V129H1ZM19 130H17V131H19ZM34 129H32V131H33ZM41 130V129H40ZM257 130V129H256ZM256 130H254V131H256ZM262 130H264V129H262ZM15 131V130H14ZM26 131H27V129H26ZM30 131V130H29ZM46 131V130H45ZM48 131V130H47ZM46 131V132H47ZM50 131V130H49ZM93 131H94V129H93ZM93 131H91L92 132V135H93V133L95 132H93ZM194 131V130H193ZM16 132V131H15ZM19 132H21V131H19ZM24 132V131H23ZM28 132V131H27ZM36 132H37V130H36ZM42 132V134L44 133L43 131H41ZM192 132V131H191ZM191 132H189V133H191ZM196 132V131H195ZM249 132H251V131H249ZM262 132V131H261ZM4 132H0V138L1 137H4V135H5V133L3 134ZM17 133V132H16ZM22 133V132H21ZM29 133H31V132H29ZM28 133V134H29ZM33 133H34V131H33ZM33 133H31L32 135H33ZM48 133V132H47ZM46 133V134H47ZM7 134V133H6ZM23 134V133H22ZM27 134V135H28ZM42 134H41V136H42ZM49 134V133H48ZM193 134V133H192ZM201 134V133H200ZM25 135V134H24ZM31 135V136H32ZM45 135V134H44ZM44 135H43V137H44ZM91 135V134H90ZM179 135V137H181V138H183L182 136H180V134H178ZM182 135V134H181ZM191 135V134H190ZM30 136V137H31ZM34 136H35V134H34ZM188 136V135H187ZM203 136H204V134H203ZM202 135H201V137L200 138H197L196 137V139H197V141H198V139H201V140H203V137ZM207 136V135H206ZM205 136V137H206ZM248 136V135H247ZM252 136V135H251ZM254 136H256V135H254ZM6 137V136H5ZM11 137V136H10ZM28 137V139H31L30 137H29V135L27 136ZM37 137L39 138L40 137V135L38 136L37 135ZM37 137H36V139H37ZM65 137V136H64ZM89 137V136H88ZM92 137H94V136H92ZM188 137H190V136H188ZM187 137V138H188ZM204 137V138H205ZM42 138V137H41ZM46 138V137H45ZM175 138V137H174ZM181 138H180V140H181ZM185 136H184V139H182V140H185ZM192 138H194V141H195V137H193V135L191 136V140H192ZM26 140V144L29 142V140ZM33 139H35V138H33ZM40 139V138H39ZM42 139H44V138H42ZM51 139V138H50ZM70 139H69V141H70ZM177 140H179L178 139V137L176 138ZM207 139V138H206ZM240 139V138H239ZM191 140H189V141H191ZM210 140V139H209ZM28 141V142H27ZM36 141V140H35ZM34 140L32 141H30L31 142V145H32V148H34L35 150H36V152H37V154L39 153V151H37V149L39 148V146H38V142H35ZM44 141H45V139H44ZM44 141L43 142H41V143H44ZM52 141V140H51ZM170 141H173V139L172 140H170ZM174 141H175V139H174ZM188 141V144H187V146L188 145H190V142ZM197 141H196V143H197ZM215 141V140H214ZM254 141V140H253ZM54 141H52V143H53ZM71 142V143H72ZM176 143H178V141H175ZM174 142V143H175ZM199 142H201L200 140H199ZM199 142H198V144H199ZM203 142V141H202ZM70 143V142H69ZM89 143V142H88ZM173 142L170 144V145H172V144H174ZM176 143L174 144L175 146H176ZM204 143V142H203ZM207 143H209V141L207 142V140H206V143H204V144H206V146L208 145H210V144H207ZM29 144V143H28ZM45 144V143H44ZM54 144H55V142H54ZM84 144V143H83ZM180 144V143H179ZM182 144V143H181ZM204 144H203V146H204ZM183 145V144H182ZM178 146V145H177ZM199 146H200V144H199ZM205 146V147H206ZM73 147H72V145H71V148L73 149ZM171 148H172V146H170ZM196 147H197V145H196ZM195 147V148H196ZM239 147H242V146H239ZM1 148V147H0ZM25 148V147H24ZM42 148V147H41ZM78 148V147H77ZM82 148H84V146L82 147ZM125 148V147H124ZM153 149H155L154 147H152ZM181 148V147H180ZM190 148V147H189ZM200 148V147H199ZM202 148V147H201ZM207 148V147H206ZM209 148V147H208ZM207 148V149H208ZM40 149V148H39ZM71 149V150H72ZM76 149V148H75ZM175 149H176V147H175ZM188 149V148H187ZM198 149V148H197ZM234 149V148H233ZM237 149H239V148H237ZM242 149V148H241ZM70 150V151H71ZM173 150V149H172ZM172 150H170V151H172ZM209 150H211L210 148H209ZM212 150H214V149H212ZM231 150V149H230ZM240 150V149H239ZM24 151V150H23ZM48 151V150H47ZM75 151V150H74ZM76 151H78L77 149H76ZM82 151V150H81ZM158 151V150H157ZM169 151V150H168ZM183 151V150H182ZM191 151V152H190ZM192 151H193V148H191V150H186L185 149V151H183V152H180V153H178L179 155H178V157H177V163L179 164V166H178V171H182V170H185V168H189L190 166H191V164H189L188 163V161H189V159L191 158L190 156H188V154H189V152L190 153H192ZM195 151L196 150H194V152H193V154H191V156L192 157H196V159L197 158H200V156L203 154L202 152L200 153V151H199V154L198 153H195ZM229 151V150H228ZM232 151V150H231ZM4 152H5V150H4ZM51 152V151H50ZM73 152V151H72ZM84 152V151H83ZM174 152H175V150H174ZM210 152H212L211 154H209L210 156L212 155V156H214L211 160H214V158L218 155V154H216V155H214L213 154V151H210ZM214 152L215 153H218V152H216L215 150H214ZM8 153H9V151H8ZM11 153V152H10ZM9 153V154H10ZM76 153V152H75ZM205 153V152H204ZM228 153V152H227ZM226 153V154H227ZM233 153V152H232ZM1 154V153H0ZM5 154V153H4ZM7 154V153H6ZM70 154V153H69ZM144 155H142V156H138L139 158H137V160H139L141 163H146V164H149L150 165V162H151V159H150V155H149V151H145L144 153H143ZM157 154V153H156ZM169 154V153H168ZM206 155H207V153H205ZM221 154V153H220ZM234 154V153H233ZM66 155V154H65ZM161 155V154H160ZM235 155V154H234ZM1 156V155H0ZM4 156V155H3ZM6 156V155H5ZM38 156V155H37ZM37 156L36 157H34V158H32V159H30L29 161H28V159H26L27 160V164L26 165H24L25 167H26V170H24L25 168L24 167H20V166H18V165H20V164H18V163H16L15 162V164H17V167H16V169H15V167H14V169L13 170H15V171H12L13 173L12 174H8V178H11L12 180H14V179H17V178H20V176H21V178H29V175L31 174L32 175V172H33V170L34 169H36V167L38 166L36 163H37ZM69 156V155H68ZM72 156V155H71ZM70 156V157H71ZM74 156V155H73ZM222 156V155H221ZM227 156V155H226ZM226 156H225V158H226ZM238 156V155H237ZM261 156V155H260ZM155 157H157V156H155ZM187 157H189V159L187 158ZM208 157V156H207ZM206 157V158H207ZM223 157H224V155H223ZM241 157H242V155H241ZM169 158V155H165L164 157H163V159H164V161H161V163H160V165L159 166H156V167H152L151 168V175H158L159 173H160V171L161 170H166L167 168H169V163L167 162V161H165V159H168ZM202 158H204V157H202ZM206 158H204L205 160H206ZM217 158H220L219 156L217 157ZM238 158H240L239 156H238ZM237 158V159H238ZM1 159V158H0ZM14 159V158H13ZM39 159H41L42 160V158H40L39 157ZM80 159V158H79ZM81 159H82V157H81ZM80 159V160H81ZM170 159V158H169ZM201 159V158H200ZM20 160V159H19ZM23 160V159H22ZM25 160V161H26ZM156 160V159H155ZM198 160V159H197ZM202 160V159H201ZM210 160V159H209ZM234 160H236V158L234 159ZM24 161V160H23ZM158 161H160V160H158ZM191 161V160H190ZM189 161V162H190ZM220 161V160H219ZM84 162V161H83ZM208 162V161H207ZM254 162V161H253ZM24 163V162H23ZM188 163V164H187ZM210 163V162H209ZM14 164V163H13ZM35 164L37 165L35 168H34V166H35ZM155 164V163H154ZM8 165H11V164H8ZM31 165L33 166V167H31ZM78 165H81V164H78ZM138 165V164H137ZM148 165V166H149ZM117 166V165H116ZM119 166V165H118ZM193 166V165H192ZM124 167V166H123ZM137 167V166H136ZM150 167V166H149ZM240 167V166H239ZM7 168V167H6ZM39 168V167H38ZM77 168H79V167H77ZM81 168V167H80ZM117 168V167H116ZM116 168H114V167H112L109 171H107V174H106V176H105V178H103V180L101 181V180H99L97 183H93V185L94 186H91V185H89L90 184V182H88L85 186H87L86 187V189H85V191H87V192H84V193H87V197L90 195L92 198L94 197V196H96L95 194H96V190L98 191V189L100 190V188H102V187H106V192H104V193H102V195L103 196H105V195H107L108 193V191L107 190H109L110 188L108 187V186H113V185H115L116 183H117V181H118V179H119V177L118 178H116L115 176H119L120 174V169H122L123 170V168H122V166H121V168L120 169H116ZM125 168V167H124ZM241 168V167H240ZM9 169H11V168H9ZM43 169V168H42ZM126 169V168H125ZM127 169H128V167H127ZM147 169V168H146ZM224 169V168H223ZM228 169V168H227ZM39 170H40V168H39ZM144 170V169H143ZM35 171V170H34ZM74 171H76V170H73V172ZM83 171H84V169H83ZM82 171V172H83ZM138 171V170H137ZM217 171V170H216ZM218 171H220L219 169H218ZM227 171V170H226ZM237 171H240V170H237ZM72 172V173H73ZM77 172V171H76ZM80 172V171H79ZM79 172H77V173H79ZM82 172H81V174H82ZM144 172H145V170H144ZM183 172V171H182ZM208 172V171H207ZM209 173V172H208ZM242 173V172H241ZM76 174V173H75ZM75 174H73L74 176H75ZM134 174V173H133ZM73 175H72V177H73ZM89 175V174H88ZM143 175V174H142ZM204 175H205V177H207L206 176V172L203 170H200L199 172H196V173H194V174H192V175H188L187 176V178H180V179H178L177 180V177H176V174H175V176H174V180H176V181H178L179 183H182L181 185H182V187L180 188V190L179 189H177V190H175L177 193H175L174 194V197H172L173 198V200H169L170 201V203H176L175 202V200L177 199V197H176V199H175V196H178L177 194H182V195H184L182 198V200L184 201L185 199H184V197L186 198V196H187V198H188V200H185V201H187V209H191L190 210V213L189 212H187L185 215H189V216H195L196 215V213H198V215H201L200 214V212H202V211H204L205 210V205L204 204H202V203H200V204H198V202L197 201H199V199L201 198V196H203V195H201V194H203V192L201 191L202 189L201 188H203L204 187V185L201 187V188H199V189H201L200 191L202 192H199V190H198V187H197V190H194L195 189V186L196 185H194L193 187H194V189H192L193 187H191L190 185H192V184H194V183H196V182H200V183H203V182H201V179H203V177H204ZM225 175H226V172H225ZM2 176V175H1ZM81 176V175H80ZM86 176V175H85ZM137 176H138V174H137ZM223 176V175H222ZM78 177V176H77ZM84 177V176H83ZM150 177V176H149ZM208 177H209V175H208ZM225 177H228L229 178V176H225ZM32 178V177H31ZM87 178V177H86ZM86 178H83L84 180L86 179ZM224 178V177H223ZM228 178H226L227 180H228ZM66 179H67V177H66ZM69 179V178H68ZM80 179H81V177H80ZM92 179L93 178H91V179H86V181H92ZM94 179H95V177H94ZM121 179V178H120ZM127 178L126 177H124L122 180H126ZM151 179V178H150ZM231 180H232V178H230ZM229 179V180H230ZM23 180V179H22ZM70 181H71V179H69ZM157 180H159V178L157 179ZM226 180V181H227ZM235 179H233L232 181H234ZM85 181V182H86ZM96 181V180H95ZM204 181V180H203ZM59 182H62V180L61 181H59ZM59 182L57 183V184H59ZM83 182V181H82ZM231 182V181H230ZM236 182H240L239 180L238 181H236ZM235 182V183H236ZM64 183L67 185V183H69L67 180H66V182L64 181ZM121 183V182H120ZM228 183V182H227ZM233 183V182H232ZM44 184V183H43ZM62 184V183H61ZM65 184H63L62 186H64ZM101 184H104V185H102L101 186ZM139 184V183H138ZM198 184V183H197ZM229 184V183H228ZM45 185V184H44ZM43 185V186H44ZM53 185H56V183L55 184H53ZM65 185V186H66ZM72 185V184H71ZM180 185V186H181ZM68 186V185H67ZM72 186H74V185H72ZM71 186V187H72ZM76 186V185H75ZM83 186H84V184H83ZM179 186V187H180ZM189 186L191 187V189L189 188ZM209 186L211 187V185L209 184ZM42 187V186H41ZM47 187V186H46ZM56 187V186H55ZM59 187H60V185H59ZM77 188H78V186H76ZM98 187H100V188H98ZM108 187V188H107ZM178 187V186H177ZM176 187V188H177ZM178 187V188H179ZM200 187V186H199ZM206 187V186H205ZM205 187H204V189H205ZM209 187V188H210ZM213 187V186H212ZM51 188V187H50ZM66 188V187H65ZM64 188V189H65ZM68 188V187H67ZM85 188V187H84ZM98 188V189H97ZM143 188V187H142ZM175 188V189H176ZM188 188H189V190H188ZM71 189H73V188H71ZM75 189V188H74ZM94 189H96V190H94ZM103 189V188H102ZM160 189V188H159ZM166 189H167V186H166ZM63 190V188L61 189V188H58V187H56V188H53V186H52V189H50L49 190V194L47 193V191H46V193L48 194L47 195V197H43V195H39L38 196V199H39V197H40V200H43V199H45L46 200V202L48 203V204H50L52 207H53V209L55 208L56 210L58 209H60V210H62V209H65V208H68L69 209V207H70V209L72 208V207H74V205H78V202H80V200L78 201V198H80L79 196H75V195H71L70 194V196H68V195H66V193L67 192H71L72 190H70L69 191V188H68V190H66V192H65V194H63L62 191ZM92 190H94L95 191V193L92 195L90 192L92 191ZM179 190V191H178ZM206 190V189H205ZM232 190V189H231ZM234 190V189H233ZM41 191H43V190H41ZM40 191V192H41ZM77 191H79V192H77ZM76 192L78 193V195H80L81 194V192H80V190H77ZM137 191V190H136ZM157 191H158V193H157ZM157 191H154V193L153 192H151V196H149V194L150 193H148V196H137L135 199H134V201H135V203L137 202H139L140 204H143V205H145V204H147V201H145L146 199L147 200H150V198L151 197H154V198H157L158 199V202H159V206H157V208L155 209V211H154V214H151V213H148L147 211H144V212H140L139 211V207L137 208L138 209V211H134L135 213H136V216L135 215H132V216H135L134 217V223L137 225V224H139L138 222L139 221H142L141 222V226H139V228L141 227V229H140V231H141V233L143 232V233H147L148 231H150V230H142L143 228H142V226L146 229H148V227H150V226H152L151 225V221L153 220V219H155V217L158 215V214H160L159 213V211L163 208V207H165L166 208V205L164 204L165 203V199H162V197H163V195H162V197H161V195H160V191L159 190H157ZM174 192V191H173ZM173 192H172V194H173ZM207 192V191H206ZM221 192V191H220ZM98 193V192H97ZM110 194H113L114 192L113 191H111L110 190V192H109ZM223 193V192H222ZM230 193V195H233L234 196V194H231V193H234V191H232V192H229ZM228 193V194H229ZM44 194V193H43ZM74 194V193H73ZM76 194V193H75ZM169 194V193H168ZM207 194V193H206ZM101 195V194H100ZM166 195H167V193H166ZM165 195V197H167ZM186 195V196H185ZM208 195H209V193H208ZM208 195H204L203 197L205 198L206 196H208ZM214 195H217V194H214ZM213 195V196H214ZM221 195V194H220ZM44 196H45V194H44ZM81 196V195H80ZM210 196V195H209ZM208 196V197H209ZM222 196V195H221ZM224 196V195H223ZM83 196H81V198H82ZM86 197V198H87ZM91 197H89V198H91ZM107 197V196H106ZM180 197V196H179ZM228 197V196H227ZM85 198V197H84ZM171 198V197H170ZM216 198H219V197H216ZM226 198V197H225ZM233 198V197H232ZM76 199H77V201H76ZM181 199V198H180ZM179 199V200H180ZM227 199V198H226ZM230 199L231 198H229V201H230ZM202 200V199H201ZM204 200H207V202H208V200H209V198L207 199V197L204 199ZM204 200L202 201V202H204ZM215 200V199H214ZM220 201H224V200H221V198L219 199ZM44 201V200H43ZM82 201H83V199H82ZM181 201V200H180ZM179 201V202H180ZM184 201V202H185ZM216 201V200H215ZM227 201V200H226ZM228 201V202H229ZM167 202V201H166ZM178 202V204H181V203H179ZM212 202V201H211ZM219 202V201H218ZM227 202V203H228ZM231 203H233V201H230ZM81 203V202H80ZM204 203H206V202H204ZM217 203V202H216ZM220 203V202H219ZM227 203H223V204H227ZM131 204V203H130ZM158 204V203H157ZM164 204V205H163ZM178 204H176L175 206L177 207V209L180 211V212H182V206L183 205H178ZM208 204V203H207ZM210 204H212V203H210ZM234 204V203H233ZM258 204H259V202H258ZM128 205V204H127ZM184 205H186V204H184ZM230 205H232V204H230ZM229 205V206H230ZM130 206H132V205H130ZM134 206V205H133ZM179 206V207H178ZM209 206V205H208ZM221 206H223V205H221ZM227 206V205H226ZM263 207H264V204L262 205ZM76 207V206H75ZM141 207H143V206H141ZM168 207H169V205H168ZM232 207V206H231ZM230 207V208H231ZM259 207H260V205H259ZM80 208V207H79ZM128 208H130L129 206H128ZM131 208H133V207H131ZM147 208V207H146ZM170 208H174V207H170ZM169 208V209H170ZM184 208H186V207H184ZM210 208L212 209V208H215V207H209V211H210V213H211V211H213V210H210ZM229 208V209H230ZM232 208H234V206L232 207ZM261 208V207H260ZM54 209V210H55ZM73 209V208H72ZM71 209V210H72ZM76 208H74V210L73 211H71V213L70 214H72V213H74L75 211H77V210H75ZM134 209H136V207H134ZM136 209V210H137ZM186 209V210H187ZM226 211H227V213H228V206L226 207ZM132 210V209H131ZM163 210L165 211V209L163 208ZM177 210V211H178ZM218 210H220V208L218 209ZM223 210V209H222ZM234 210V209H233ZM46 211V210H45ZM44 211V212H45ZM166 211H168L167 209H166ZM215 211H217V210H215ZM43 212V213H44ZM48 211H46V213H47ZM78 212V211H77ZM150 212V211H149ZM184 213H185V211H183ZM220 212V211H219ZM223 212H225V209L223 210ZM129 213V212H128ZM215 212H213V214H214ZM217 213V212H216ZM226 213V212H225ZM225 213L222 215V212L220 213L222 216H224L225 215ZM248 213L250 214V211H248ZM75 214V213H74ZM163 214H165V213H163ZM170 214V213H169ZM218 214V213H217ZM229 214V213H228ZM178 215V212L174 215L175 216V218H176V216ZM214 215H216V214H214ZM70 216V215H69ZM90 216V215H89ZM164 216H166V215H164ZM163 216V217H164ZM168 216V215H167ZM173 216V217H174ZM230 216H231V214H230ZM118 217V216H117ZM129 217H131V216H129ZM172 217V218H173ZM184 217V216H183ZM187 217V216H186ZM185 217V218H186ZM217 217H218V215H217ZM221 216H219L217 219H219ZM226 217H227V215H226ZM228 217H229V215H228ZM71 218H72V216H71ZM70 217H69V219H71ZM157 218V217H156ZM165 218H167V217H164V220H165ZM168 218H170V217H168ZM204 218V217H203ZM214 218H216V216L214 217ZM254 218V217H253ZM73 219V218H72ZM119 219V218H118ZM163 219V218H162ZM221 220L223 219V218H220ZM220 219H219V221H220ZM225 219V218H224ZM230 219V218H229ZM232 219H233V217H232ZM129 220V219H128ZM158 220V219H157ZM159 220H160V218H159ZM173 220V219H172ZM176 220V219H175ZM174 220V221H175ZM177 220H178V217H177ZM199 220V218H198V216H197V219L195 220V221H198ZM72 221V220H71ZM132 221V220H131ZM130 221V222H131ZM155 221V220H154ZM161 221V220H160ZM169 221H171V219L169 220ZM182 221V220H181ZM214 221H215V219H214ZM229 221V220H228ZM168 222V221H167ZM167 222L166 223H164L163 222V225H165V224H167ZM172 222V221H171ZM199 222V221H198ZM216 222V221H215ZM226 222V221H225ZM233 221H231V223H232ZM235 222V221H234ZM234 222H233V224H234ZM38 223V222H37ZM155 223H157L156 221H155ZM170 223V222H169ZM174 223V222H173ZM212 223H213V221H212ZM217 223V222H216ZM230 223V222H229ZM237 223V222H236ZM135 224H133V226L135 225ZM160 224V223H159ZM131 225V224H130ZM155 225V224H154ZM153 225V226H154ZM168 225H170V224H168ZM195 225V224H194ZM223 225H225V223H223ZM222 225V226H223ZM231 226V224H228V228H231L230 226ZM138 226V225H137ZM136 226V227H137ZM161 226V225H160ZM198 226H201V224L200 225H198ZM155 227H156V225H155ZM154 227V228H155ZM165 227V226H164ZM169 227V226H168ZM167 227V228H168ZM171 227H172V229L170 230V231H172V230H174L173 229V226H172V224H171ZM203 226H201V228H202ZM211 227H213L212 225H211ZM215 228L216 227H218V224H216V226H214ZM226 227H227V224H226ZM226 227H225V229H226ZM41 228V227H40ZM128 228H129V226H128ZM134 228V229H133ZM132 229L133 230H135V226L133 227ZM138 228V227H137ZM153 228V227H152ZM153 228V229H154ZM157 228V227H156ZM193 228V231H194V228L195 227H192ZM192 228H190V230L192 229ZM223 228V227H222ZM233 228V227H232ZM131 229V230H132ZM164 229V228H163ZM166 229V228H165ZM210 229V228H209ZM224 229V230H225ZM39 230V229H38ZM129 230V229H128ZM137 230V229H136ZM156 230V229H155ZM168 230V229H167ZM211 230V229H210ZM213 230V229H212ZM229 230V229H228ZM227 230V231H228ZM59 231V230H58ZM152 231H154V230H152ZM152 231H150V232H152ZM35 232V231H34ZM138 232V231H137ZM174 232V231H173ZM190 233H191V231H189ZM58 233V232H57ZM63 233V232H62ZM65 233V232H64ZM77 233V232H76ZM189 233V234H190ZM3 234V233H2ZM165 234H168V233H165ZM177 234V233H176ZM187 234V233H186ZM58 236H59V234H57ZM56 235V236H57ZM64 234H62V236H63ZM66 235V234H65ZM65 235H64V237H65ZM70 235H71V233H70ZM69 234H67V236L66 237H68V236H70ZM73 235V234H72ZM128 235H129V233H128ZM132 235V233L130 234V236ZM224 235V234H223ZM226 235V234H225ZM61 236V237H62ZM80 236V235H79ZM63 237V238H64ZM72 237V236H71ZM73 237H75V239L77 240V238H78V234L76 235L75 234V236H73ZM226 238H227V236H225ZM224 237V238H225ZM130 238V237H129ZM229 238V237H228ZM13 239V238H12ZM66 240V242H70V238H65ZM73 239V238H72ZM131 239V238H130ZM188 239H189V237H188ZM57 240V239H56ZM156 240H157V238H156ZM161 240V239H160ZM171 240V239H170ZM94 241V240H93ZM158 241V240H157ZM175 240H173V242H174ZM184 241H186V240H184ZM63 242V241H62ZM101 242V241H100ZM172 242V241H171ZM56 243V245H57V242H55ZM105 243V242H104ZM108 243V242H107ZM189 243V242H188ZM221 243V242H220ZM9 244V243H8ZM53 244H54V241H53ZM64 244V242L63 243H61V246ZM95 244V243H94ZM113 244V243H112ZM131 244V243H130ZM134 244V243H133ZM156 244V243H155ZM157 244H158V242H157ZM187 244V243H186ZM224 244H226V243H224ZM50 245H52V244H50ZM97 245V244H96ZM105 245V244H104ZM108 245V244H107ZM111 245V244H110ZM160 245V244H159ZM188 245H190V244H188ZM223 245V244H222ZM230 245V244H229ZM53 246V245H52ZM103 246V245H102ZM106 246V245H105ZM111 246H113V245H111ZM135 246V245H134ZM134 246H130L129 245V248H128V253H131L132 251H133V249L132 248H135ZM144 246V245H143ZM169 246V245H168ZM220 246V245H219ZM99 247V246H98ZM108 247H110L109 245H108ZM114 247V246H113ZM221 247V246H220ZM219 247V248H220ZM50 249H51V247H49ZM59 248H60V246H59ZM97 248V247H96ZM100 248V247H99ZM104 248H106V247H102L101 249H104ZM116 248V247H115ZM114 248V249H115ZM174 248V247H173ZM184 248V247H183ZM237 248H239V247H237L236 246V248L234 247V246H231V250H232V253H231V251L230 250H228V249H230V246H229V248L228 249H226L228 252H230V253H228L229 255L231 254L232 256H231V259H232V261L234 260V258H235V256L237 255V253H236V249ZM18 249H20V248H18ZM48 249V248H47ZM55 249V248H54ZM62 249V248H61ZM98 249V248H97ZM108 249H110L111 250V247L110 248H106V249H104V250H108ZM118 249V248H117ZM241 249V248H240ZM239 249V250H240ZM57 250V249H56ZM55 250V251H56ZM63 250V249H62ZM103 250V251H104ZM112 250H113V248H112ZM184 250V249H183ZM61 251V250H60ZM90 251V250H89ZM88 251V252H89ZM97 251V250H96ZM98 251H99V249H98ZM116 252H117V250H115ZM122 251V250H121ZM125 251H127V249L125 250ZM213 251V250H212ZM244 251V250H243ZM22 252V251H21ZM52 252V251H51ZM63 252V251H62ZM92 252H94L93 250H92ZM92 252H91V256H92ZM108 252H109V250H108ZM180 252H181V250H180ZM184 252V251H183ZM182 252V253H183ZM187 252V251H186ZM194 252V251H193ZM238 252V251H237ZM240 252V251H239ZM49 253V252H48ZM95 253V252H94ZM102 253V252H101ZM118 253H119V250H118ZM127 253V252H126ZM219 253V252H218ZM217 253V255L219 256V254ZM56 252H53V256H56ZM59 254H60V252H59ZM224 254H226V252H224ZM240 254V253H239ZM23 255V254H22ZM46 255V254H45ZM47 255H49V254H47ZM50 255H52V254H50ZM62 255H64V253H62L61 254V257H63ZM96 255V254H95ZM193 255V254H192ZM196 255V254H195ZM216 254H215V256H217ZM21 256V255H20ZM98 256H101L100 254L98 255ZM185 256H186V254H185ZM215 256H212V257H214V259H215ZM223 256V255H222ZM225 256V255H224ZM22 257V256H21ZM45 257V256H44ZM50 257V256H49ZM58 257V256H57ZM182 257V256H181ZM211 257V256H210ZM220 257V256H219ZM23 258V257H22ZM54 258V257H53ZM52 258V256L50 257V259H52L53 261H55V262H57L58 260H56V258L55 259H53ZM59 258V257H58ZM201 258H202V256H201ZM228 258V257H227ZM19 259H21V258H19ZM45 259V258H44ZM60 259V258H59ZM180 259V258H179ZM178 259V260H179ZM203 259V258H202ZM201 259V260H202ZM205 259H207V258H205ZM209 259V258H208ZM260 259V258H259ZM21 260H23V259H21ZM20 260V261H21ZM101 260V259H100ZM211 260H212V258H211ZM236 260V259H235ZM19 261V262H20ZM46 261H48V260H46ZM46 261H45V263H46ZM217 261V260H216ZM231 261V262H232ZM23 262V261H22ZM186 262H187V260H186ZM54 263V262H53ZM60 263V262H59ZM233 263V262H232ZM231 263V264H232ZM0 264H1V261H0ZM57 264V263H56ZM101 264V263H100ZM103 264V263H102ZM180 264H182V263H180ZM255 264V263H254Z\"/></svg>", "mask_w": 264, "mask_h": 264}]
</instances>
